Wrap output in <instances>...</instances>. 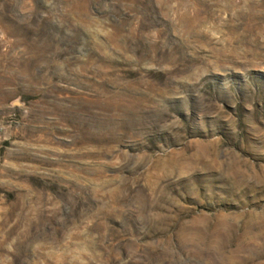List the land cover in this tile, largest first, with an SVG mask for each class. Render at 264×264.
Instances as JSON below:
<instances>
[{
  "label": "rangeland",
  "instance_id": "374dc122",
  "mask_svg": "<svg viewBox=\"0 0 264 264\" xmlns=\"http://www.w3.org/2000/svg\"><path fill=\"white\" fill-rule=\"evenodd\" d=\"M0 264H264V0H0Z\"/></svg>",
  "mask_w": 264,
  "mask_h": 264
},
{
  "label": "water",
  "instance_id": "95a60500",
  "mask_svg": "<svg viewBox=\"0 0 264 264\" xmlns=\"http://www.w3.org/2000/svg\"><path fill=\"white\" fill-rule=\"evenodd\" d=\"M14 104H16V105H21L22 103H21V101H20L19 99H16V100L14 101Z\"/></svg>",
  "mask_w": 264,
  "mask_h": 264
}]
</instances>
